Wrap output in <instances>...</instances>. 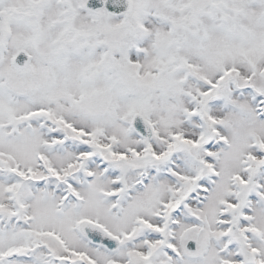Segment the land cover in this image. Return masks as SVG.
<instances>
[{
    "label": "snow or ice",
    "instance_id": "6c2138e0",
    "mask_svg": "<svg viewBox=\"0 0 264 264\" xmlns=\"http://www.w3.org/2000/svg\"><path fill=\"white\" fill-rule=\"evenodd\" d=\"M0 264H264V0H0Z\"/></svg>",
    "mask_w": 264,
    "mask_h": 264
}]
</instances>
